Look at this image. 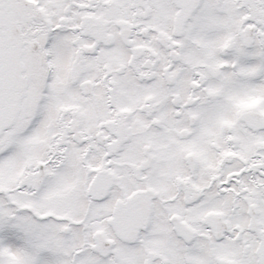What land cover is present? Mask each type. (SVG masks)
<instances>
[{
  "label": "snow or ice",
  "instance_id": "6c2138e0",
  "mask_svg": "<svg viewBox=\"0 0 264 264\" xmlns=\"http://www.w3.org/2000/svg\"><path fill=\"white\" fill-rule=\"evenodd\" d=\"M0 264H264V0H0Z\"/></svg>",
  "mask_w": 264,
  "mask_h": 264
}]
</instances>
